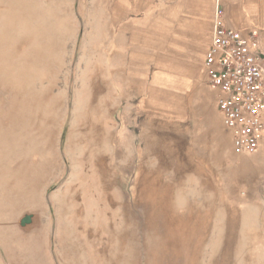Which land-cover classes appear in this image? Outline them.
<instances>
[{
  "label": "rangeland",
  "instance_id": "1",
  "mask_svg": "<svg viewBox=\"0 0 264 264\" xmlns=\"http://www.w3.org/2000/svg\"><path fill=\"white\" fill-rule=\"evenodd\" d=\"M188 1L0 0V264H264V145L174 82Z\"/></svg>",
  "mask_w": 264,
  "mask_h": 264
},
{
  "label": "built area",
  "instance_id": "2",
  "mask_svg": "<svg viewBox=\"0 0 264 264\" xmlns=\"http://www.w3.org/2000/svg\"><path fill=\"white\" fill-rule=\"evenodd\" d=\"M211 44L204 58L207 85L237 155L259 150L264 139V65L254 52L257 39L245 40L227 26L224 9L215 0Z\"/></svg>",
  "mask_w": 264,
  "mask_h": 264
},
{
  "label": "crops",
  "instance_id": "3",
  "mask_svg": "<svg viewBox=\"0 0 264 264\" xmlns=\"http://www.w3.org/2000/svg\"><path fill=\"white\" fill-rule=\"evenodd\" d=\"M189 7L188 11L184 12L185 16H180L181 22L184 24V31L189 33L194 32L197 34V38H191L190 42L192 44H188L187 42H183L186 47V52L179 53L182 55V61L186 65H189L191 60L195 58L198 61H201V70L200 72L205 77V84L207 89L216 95L215 90L211 89L207 85V79L204 72V58L205 54L209 49L211 44V36H212V19H213V11L211 12V6L213 4V9L215 6V0H191L188 1ZM233 7V8H232ZM232 8V9H231ZM226 17V16H225ZM227 26L235 31H237L245 40H248L251 34H254L257 39L256 47L253 48L254 52L260 55L262 59V63L264 65V54L262 52V46H264V0H233V6L227 11ZM189 30V31H188ZM187 34V33H186ZM191 36V35H189ZM192 37V36H191ZM194 42V43H193ZM191 45V46H190ZM189 68V67H187ZM186 68V69H187ZM192 70H182L183 78L176 77L177 80L174 82L179 83V79L181 80L180 84L184 85L189 82L193 76L190 74ZM185 73V74H184ZM215 108L221 119V115L216 106V98H215ZM223 126V124H222ZM224 128V126H223ZM225 129V128H224ZM225 131L230 135V133L225 129ZM231 137V135H230ZM232 144V139H231ZM264 145V139L262 141V145ZM235 156L237 155L233 152Z\"/></svg>",
  "mask_w": 264,
  "mask_h": 264
},
{
  "label": "water",
  "instance_id": "4",
  "mask_svg": "<svg viewBox=\"0 0 264 264\" xmlns=\"http://www.w3.org/2000/svg\"><path fill=\"white\" fill-rule=\"evenodd\" d=\"M30 222H31V216L30 215H26L20 220L19 224H20V226L23 227V226L29 224Z\"/></svg>",
  "mask_w": 264,
  "mask_h": 264
}]
</instances>
